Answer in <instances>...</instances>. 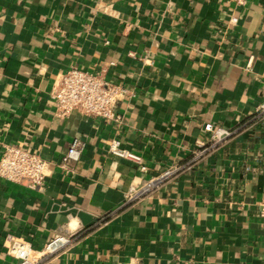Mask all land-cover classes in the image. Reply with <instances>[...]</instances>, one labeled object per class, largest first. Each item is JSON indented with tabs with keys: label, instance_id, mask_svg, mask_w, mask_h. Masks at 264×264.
Returning <instances> with one entry per match:
<instances>
[{
	"label": "crops",
	"instance_id": "0c3cea01",
	"mask_svg": "<svg viewBox=\"0 0 264 264\" xmlns=\"http://www.w3.org/2000/svg\"><path fill=\"white\" fill-rule=\"evenodd\" d=\"M71 66L133 91L117 119L56 114ZM263 100L264 0H0V156L11 143L51 162L40 186L0 180V264L17 263L12 237L43 249L56 234L72 241L42 264H264ZM209 122L234 134L195 162ZM114 139L147 170L110 153Z\"/></svg>",
	"mask_w": 264,
	"mask_h": 264
},
{
	"label": "built area",
	"instance_id": "2783aa9c",
	"mask_svg": "<svg viewBox=\"0 0 264 264\" xmlns=\"http://www.w3.org/2000/svg\"><path fill=\"white\" fill-rule=\"evenodd\" d=\"M236 1L240 3L243 0ZM237 21V16L231 17L232 23ZM51 94L58 116L65 117L78 112L106 121L117 119L115 105L118 101L134 95L129 87L107 79L104 71L90 72L78 66H71L58 75ZM256 112L257 118L264 121V100L258 105ZM204 132L207 136L206 140L199 141L198 148L193 153L192 160L195 162L224 145L234 134L233 129L211 122L205 123ZM83 149V139L75 138L58 161L59 167L67 174L73 173L82 157ZM109 151L115 156L134 161L141 171L147 170L142 155L122 147L118 139L112 140ZM50 164L49 159L34 150L6 143L0 156V180L20 182L28 179L31 186H40L49 173ZM181 168L180 165L169 166L159 174L145 179L141 184L131 185L126 200L134 201L155 191L165 182L176 177ZM262 216L264 217V209ZM71 241V235L56 234L43 249H36L28 241L12 237L8 253L17 259L16 264H42Z\"/></svg>",
	"mask_w": 264,
	"mask_h": 264
}]
</instances>
